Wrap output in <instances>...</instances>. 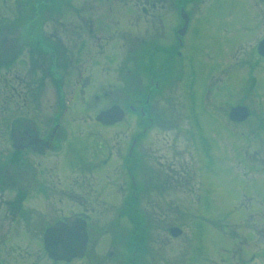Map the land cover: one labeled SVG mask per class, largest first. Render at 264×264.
<instances>
[{"label":"flooded vegetation","instance_id":"flooded-vegetation-1","mask_svg":"<svg viewBox=\"0 0 264 264\" xmlns=\"http://www.w3.org/2000/svg\"><path fill=\"white\" fill-rule=\"evenodd\" d=\"M134 1L135 9L142 10L138 21L144 29L137 36L122 29L125 53L114 65L107 29L103 31L108 14L107 24L105 17L98 19L77 6L76 23L67 24L66 0H0V264H81L86 257L96 261L100 193L94 182L104 173L107 178L111 169L122 177L117 206L123 211L118 218L128 216L135 225L144 218L140 207L147 204L184 207L192 202L189 183L195 175L177 156L175 103V63L177 56H184L180 49L188 28L181 35L175 25L174 38L162 41V0ZM207 78L202 74L197 79L189 70L187 125L180 131L191 145L199 139L204 158L206 137L193 130L199 121L194 105L200 97L203 108L213 110V94L221 96L225 87L223 79L214 86ZM218 100V112L230 124L243 122L231 118V110L242 102ZM116 106L123 112L121 119H96ZM165 191L175 197L185 192L186 199L180 203L171 194L162 198ZM196 199L205 203V198ZM139 227L129 232L132 249L129 257L127 249L121 253L123 264L143 260ZM83 234L87 243L81 255Z\"/></svg>","mask_w":264,"mask_h":264},{"label":"rangeland","instance_id":"rangeland-1","mask_svg":"<svg viewBox=\"0 0 264 264\" xmlns=\"http://www.w3.org/2000/svg\"><path fill=\"white\" fill-rule=\"evenodd\" d=\"M77 2L66 0L67 24L76 23L73 9L77 6L86 9V14L98 15V19L110 16L109 24L105 17L108 25L103 31L107 29L105 39L113 49L116 65L125 53L121 47L122 29L129 28L133 36L141 33L144 25L138 21V15L142 10L135 9L134 0ZM161 7L166 31L162 41L173 37L171 29L175 25L182 26L181 7L190 16L184 46L179 48L184 56H177L175 63L178 80L175 103L179 120L177 156L187 161L189 171L196 177L193 184L189 183L192 202L184 207L147 204L140 207L144 218L135 225L128 216L118 218L123 211L117 206L123 196L118 188L122 177L113 169L107 178L105 173L97 176L94 182L100 193L94 234L97 257L92 262L86 257L81 264H123L121 253L127 249L129 257L132 249H128L133 235L129 232L139 224L144 250L142 264H264V159H260L264 157V59L258 53V43L264 35V0H162ZM191 67L197 79L204 74L217 83L214 86H220L222 79L225 83L222 95L212 96L213 110L212 106L203 108L200 97L197 106L194 105L199 121L198 128L193 130L205 135L207 158L199 139H193L191 145L186 134L180 133L187 125L185 81ZM219 70L220 74L210 76ZM218 97H224L230 104L239 100L251 109V116L239 125L230 124L218 112ZM132 120L129 117L128 121ZM223 131L222 144L219 137ZM167 152L170 154L169 149ZM115 163L116 160L111 168ZM170 194L180 203L186 199L185 192L175 197L174 192L165 191L161 197L169 198ZM197 196L205 198V203H198ZM172 225L180 227L182 233L172 236L168 231ZM111 250L115 254L108 255Z\"/></svg>","mask_w":264,"mask_h":264},{"label":"water","instance_id":"water-1","mask_svg":"<svg viewBox=\"0 0 264 264\" xmlns=\"http://www.w3.org/2000/svg\"><path fill=\"white\" fill-rule=\"evenodd\" d=\"M181 16L184 20V23L183 26L179 29V33L183 35L186 32L189 23V15L185 12L183 8L181 10ZM259 52L260 54L264 55V40L261 41V43L259 44ZM120 111L121 110H119V107L117 106L114 108H109L99 112L96 116V119L103 123H113L123 117V112ZM248 115H249V110L246 106L243 105H238L231 110V118L237 121L245 120ZM169 232L171 233L172 236L176 237L180 235L182 231L179 227L174 226L169 229ZM86 243H87V236L86 234H83L82 251L80 253L81 255H83L85 251Z\"/></svg>","mask_w":264,"mask_h":264}]
</instances>
